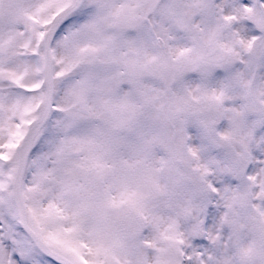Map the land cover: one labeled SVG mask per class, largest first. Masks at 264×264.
Returning <instances> with one entry per match:
<instances>
[{
	"label": "snow or ice",
	"instance_id": "6c2138e0",
	"mask_svg": "<svg viewBox=\"0 0 264 264\" xmlns=\"http://www.w3.org/2000/svg\"><path fill=\"white\" fill-rule=\"evenodd\" d=\"M0 264H264V0H0Z\"/></svg>",
	"mask_w": 264,
	"mask_h": 264
}]
</instances>
